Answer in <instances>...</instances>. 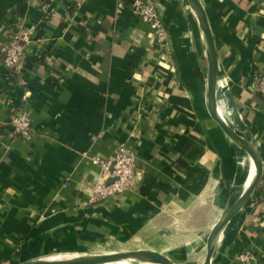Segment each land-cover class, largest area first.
Instances as JSON below:
<instances>
[{"label": "crops", "instance_id": "obj_1", "mask_svg": "<svg viewBox=\"0 0 264 264\" xmlns=\"http://www.w3.org/2000/svg\"><path fill=\"white\" fill-rule=\"evenodd\" d=\"M134 1L0 0V264L76 257L88 239L108 238L167 256L184 249L195 260L187 264H203L208 235L241 196L253 162L210 118L197 17L186 0H148L169 33L160 46ZM200 1L219 59L218 103L227 98L228 122L264 164V0ZM24 31L14 78L1 49ZM22 109L29 138L9 125ZM122 147L135 154L134 189L91 202L102 179L91 158ZM263 186L264 176L213 264H237L242 252L264 264Z\"/></svg>", "mask_w": 264, "mask_h": 264}, {"label": "water", "instance_id": "obj_2", "mask_svg": "<svg viewBox=\"0 0 264 264\" xmlns=\"http://www.w3.org/2000/svg\"><path fill=\"white\" fill-rule=\"evenodd\" d=\"M191 10L198 19L202 30L207 50L208 73H207V102L208 112L211 120L220 131L239 149L250 156L256 173L249 187L232 203L224 212L220 220L212 228L206 240V255L203 264H213L216 254V245L219 242L224 230L232 219L240 213L249 203L255 193L262 177L264 176V164L257 147L237 133L220 116L218 104L219 86V59L214 43L212 30L204 6L200 0H186ZM109 180L108 183H111ZM102 202V201H99ZM97 202V203H99ZM120 260H134L141 264H176L169 256L150 250H136L129 252L109 253L105 255H88L68 257L54 260H35L23 264H107Z\"/></svg>", "mask_w": 264, "mask_h": 264}, {"label": "built area", "instance_id": "obj_3", "mask_svg": "<svg viewBox=\"0 0 264 264\" xmlns=\"http://www.w3.org/2000/svg\"><path fill=\"white\" fill-rule=\"evenodd\" d=\"M133 12L151 28L158 45L164 46L168 41V30L156 6L148 0H135L132 3ZM29 35L24 32L17 33L1 49L5 65L10 69L14 78L20 74L25 50L22 42L28 43ZM256 89L262 97L264 104V71L257 80ZM11 132L20 138H29L32 133V117L28 110L22 109L12 115L9 121ZM91 162L101 169L102 179L93 187L91 202H98L129 192L134 189L136 182L135 154L120 148L113 159L93 156ZM112 180L111 183H108ZM259 202L264 204V186L258 195ZM264 213V210H263ZM237 264H262L251 252H242L237 257Z\"/></svg>", "mask_w": 264, "mask_h": 264}, {"label": "rangeland", "instance_id": "obj_4", "mask_svg": "<svg viewBox=\"0 0 264 264\" xmlns=\"http://www.w3.org/2000/svg\"><path fill=\"white\" fill-rule=\"evenodd\" d=\"M81 247H83L85 250L79 252L78 254H80V256H88V255H105V254H109V253H117V252H129V251H136V250H132L131 247H133L134 245H132L130 242H116L112 239H107L105 241H101V242H92L89 239L83 243L80 244ZM60 250H62L60 248ZM184 253V249L183 250H179L176 252H169V256L171 257V259L173 261H176L179 264H187L189 262H192V260L194 259V256H191V253H188L187 255L183 254ZM76 254V252H75ZM190 254V255H189ZM56 256H62L61 258H68L66 256H64L63 253L61 254H56ZM77 257V256H76ZM195 262V260H193ZM125 262V261H124ZM129 262V261H126ZM117 264H131L129 263H122L119 262Z\"/></svg>", "mask_w": 264, "mask_h": 264}, {"label": "bare ground", "instance_id": "obj_5", "mask_svg": "<svg viewBox=\"0 0 264 264\" xmlns=\"http://www.w3.org/2000/svg\"><path fill=\"white\" fill-rule=\"evenodd\" d=\"M219 113H220V116H221V118L230 126V127H232L231 125H230V123L228 122V120H227V116H228V108H229V106H228V101H227V98H225V97H220L219 98ZM255 173H256V168H255V166H254V164L253 165H251L250 167H249V175H248V177H247V179H246V181H245V185L243 186V192L249 187V185L251 184V182L253 181V179H254V177H255ZM242 192V193H243ZM217 245H218V243H217ZM217 245H216V248H217ZM216 250V249H215ZM125 261V262H124ZM126 261H134V260H120V261H117V262H112V263H107V264H117V263H119V262H122V263H126Z\"/></svg>", "mask_w": 264, "mask_h": 264}]
</instances>
